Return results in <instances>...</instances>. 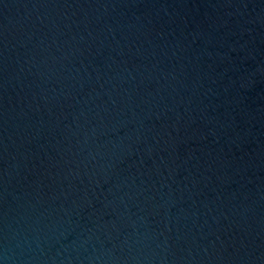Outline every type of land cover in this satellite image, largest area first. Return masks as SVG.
<instances>
[{
  "label": "water",
  "instance_id": "obj_1",
  "mask_svg": "<svg viewBox=\"0 0 264 264\" xmlns=\"http://www.w3.org/2000/svg\"><path fill=\"white\" fill-rule=\"evenodd\" d=\"M0 264H264V0H0Z\"/></svg>",
  "mask_w": 264,
  "mask_h": 264
}]
</instances>
